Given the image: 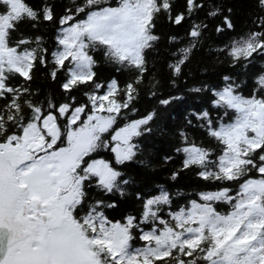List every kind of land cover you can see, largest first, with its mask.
I'll return each mask as SVG.
<instances>
[{
    "label": "snow or ice",
    "instance_id": "obj_1",
    "mask_svg": "<svg viewBox=\"0 0 264 264\" xmlns=\"http://www.w3.org/2000/svg\"><path fill=\"white\" fill-rule=\"evenodd\" d=\"M254 4L238 32L216 0H67L60 14L52 0H0V264H264V0ZM217 20L218 36L235 35L209 45ZM162 21L183 35L165 37ZM206 45L212 67L239 71L189 88L208 106L169 133L161 109L183 97L163 95L157 64L175 88ZM144 95L156 105L141 113ZM157 131L174 141L159 166L180 158L169 179L192 172L211 185L182 205L184 193L138 188L124 170H155L143 140ZM116 194L137 210L109 215Z\"/></svg>",
    "mask_w": 264,
    "mask_h": 264
},
{
    "label": "trees",
    "instance_id": "obj_2",
    "mask_svg": "<svg viewBox=\"0 0 264 264\" xmlns=\"http://www.w3.org/2000/svg\"><path fill=\"white\" fill-rule=\"evenodd\" d=\"M41 0H36V3L39 4ZM56 6L57 14L62 13L64 5L67 3V0H52ZM115 0H113V3ZM223 8L231 7L233 9V19L237 26V31H243L246 28V21L248 16L254 11L255 4L254 0H216ZM179 3H183V0H179ZM204 13H200V17L203 18ZM219 20L214 21L213 25L210 26V31L208 33L209 39L207 44L209 45H220L224 42H227L229 38L235 33H225L223 35H217L212 27L215 23H218ZM25 31H30L28 26H25ZM161 33L165 34V37L169 34H180L183 35V29L173 28L166 21H162L158 29ZM43 32L46 34V38L51 42L52 37L54 36V26L48 25L43 29ZM163 47V45H162ZM98 60H100V66L98 68L99 76L102 80L109 79L111 76L115 75V72L111 65L106 64L103 61L101 55H97ZM261 61H258L256 68L261 66ZM213 61L207 55V45L205 50L196 54L193 63L191 65L194 70V77L190 76L185 83L183 78L178 81L177 87L173 88L168 80L167 69L164 67L163 62L157 64V70L160 73L161 86L160 91L164 96L168 95H181L183 99L174 101L167 109H161V119L158 121V124L168 130V132L174 131L179 125L184 121V117L187 114L188 110L193 108L206 107L207 100L205 93H193L189 92L188 89L193 86H199L201 82L208 83L210 85H216L220 83V79L225 74H235L239 70H232L227 65H217L212 67ZM205 66L209 67L207 74H202L200 71ZM252 71H255L253 69ZM34 88H40L41 90L51 93L55 96H59L58 85L51 82L50 80L38 79L33 84ZM249 87L246 86L244 91L245 94L249 91ZM156 105L155 99H149L146 95L142 96L141 99L137 102V107L141 113L150 111ZM199 135V133H196ZM143 143L146 145V155H149L152 162L156 165L155 170H150L141 166L138 163H130L124 169L129 175L133 176L136 180V187L143 188L144 190H154L155 185L165 184L169 189L175 193L180 191L184 193V196L176 197L175 202L177 205H182L187 202L189 198L188 194H193L191 198L194 197V193L210 187L207 182L198 179L194 173L186 172L182 173L181 176L176 181H171L169 179L170 172L179 166L180 158L177 157L176 161L173 164H169L166 167L161 168L159 166L160 157L166 153L172 151L174 141L167 134H160L159 131L155 132L153 135L144 138ZM130 193L132 189L129 190ZM91 195H96L95 191ZM110 199H115L119 203V208L111 210L109 215L116 219H120L122 215H125L129 212H135L138 208V202L135 201L134 196L131 194L126 195L124 198H121L118 194L113 195ZM221 210H226V206H222ZM139 242H137L138 244Z\"/></svg>",
    "mask_w": 264,
    "mask_h": 264
}]
</instances>
